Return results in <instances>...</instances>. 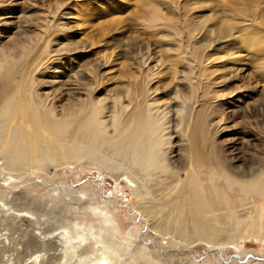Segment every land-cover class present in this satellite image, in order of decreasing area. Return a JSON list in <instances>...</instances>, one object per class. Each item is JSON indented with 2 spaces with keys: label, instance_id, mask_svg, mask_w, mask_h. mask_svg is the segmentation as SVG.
I'll return each mask as SVG.
<instances>
[{
  "label": "bare ground",
  "instance_id": "bare-ground-1",
  "mask_svg": "<svg viewBox=\"0 0 264 264\" xmlns=\"http://www.w3.org/2000/svg\"><path fill=\"white\" fill-rule=\"evenodd\" d=\"M233 3L227 7L219 0H209L208 4L218 7L224 16L200 21L188 33L196 44L204 43L194 49L197 56L192 71L207 66L203 51L210 47L211 40L215 46L221 41V45L227 44L221 62L226 63L227 72H236L235 76L248 57L253 65L264 61V31L255 29L264 27V0H233ZM160 13L157 6L149 10L145 20L151 28L163 20L162 15L160 19L156 16ZM247 21L252 23L246 25ZM214 24L216 27L211 28ZM210 33L211 36L202 39ZM48 51L45 34L38 40L16 43L0 53V80L5 86L0 95L1 167L20 172L23 178L31 175L42 179L41 184L39 179L29 181L26 184L34 186L15 192L12 198L0 193V264H213V256L202 262L175 258L185 250L189 256V248L196 245L225 250L227 244L221 238L238 228L246 226L253 233L264 231V170L248 180L255 170L239 173L238 158L229 157L217 144L216 137L227 131L228 124L224 112L214 116L212 103L206 106L211 101L206 80L176 79L178 85L171 92L151 89L156 70L149 68L151 55L146 54L137 67L144 74L142 80L132 76L135 84L123 95L112 98L110 103L96 102L93 89L86 88L87 99L79 95L73 103L68 99L69 104L58 113L56 102L41 95L34 77L35 67ZM260 63L256 69L264 72V62ZM17 75L21 77L20 83L16 81ZM90 76L93 71L88 68L76 72L72 78L84 87L83 80ZM205 76L204 73L207 79ZM163 93L172 97L173 105L165 108L158 105L156 98ZM75 94L83 95L79 91ZM248 115L254 122L241 134L259 132L263 137L264 108H248ZM81 161L89 171L91 167L113 170L106 174L114 179L117 188L123 184L130 188L141 217L150 230L161 236L163 247L156 248L152 242L147 245L148 236L140 232L129 235L122 232L114 214L116 208L111 202L98 203L95 193L86 203L97 205L86 209L84 215L93 218L97 225L82 221L79 212L75 214L79 219L71 226L64 224L66 219L62 216L57 225L63 231L58 234L54 224L40 222L41 217L51 221L53 215L46 214L43 202L34 195L39 185H48L49 168L64 165L70 168ZM68 190L69 194L75 191ZM79 194V202L90 195L85 188ZM48 199L53 203L57 198L50 195ZM25 222L31 230L25 228ZM65 244L68 247L59 248ZM172 248L181 252L169 253Z\"/></svg>",
  "mask_w": 264,
  "mask_h": 264
},
{
  "label": "rangeland",
  "instance_id": "rangeland-1",
  "mask_svg": "<svg viewBox=\"0 0 264 264\" xmlns=\"http://www.w3.org/2000/svg\"><path fill=\"white\" fill-rule=\"evenodd\" d=\"M206 1V4H203V0H0V53L3 49H11L16 43L32 38L38 40L46 34L49 51L43 56L42 62L40 61L35 67L34 77L41 95L56 102L58 113L63 111V108L65 109L69 100L73 103L79 97L85 98L86 88L93 89V98L96 102L110 103L112 98L123 95L135 84L132 76L138 77L137 81L142 80L144 74H140L137 67H139L142 55L146 54L151 55L149 68L156 70L155 81L149 86L151 89L158 88L160 91L171 92L178 85L176 79L207 81L209 87L206 90L211 101H208L206 106L212 103L210 106L214 111V116L217 114L220 116L224 112L223 116L228 124L227 131L217 136L216 142L229 157L238 158L236 167L240 170L239 173L245 171L250 173L255 170L250 175L248 179L250 180L264 170V134L260 137L259 132H254L248 136L245 133L242 135L241 131H245L254 122L248 115V108H264V72H258L259 70L256 69L261 64L260 62L264 61H257V64L253 65L252 58L248 57L239 67L238 76H235L236 72H227L226 63L221 62L222 52L227 44L221 45L223 42L221 41L219 46H215V42L211 40L208 42L210 47L203 51L207 66L201 71L191 70L195 56H197L194 49L204 43L196 44L191 37L189 38L188 33L198 26L200 21L224 16L218 7L210 6L209 0ZM219 1L227 7L234 4L233 0ZM152 6L159 7L161 13L156 16L159 19L160 15L163 17V20L155 24L153 28L145 20ZM237 22H240V19ZM249 23L252 21H247L246 25H250ZM215 27L216 24L211 28ZM255 29L264 31V27L260 26ZM207 36H211V33L202 39H207L205 38ZM188 45L195 46L191 49ZM240 47L244 48V46ZM88 68L93 71L94 77L90 76L83 80L82 83L87 85L84 86L85 90L83 84L76 82L72 76ZM146 70H144L145 73ZM204 73L207 79H204ZM16 81L21 82L19 75L16 76ZM4 87L3 80H0V95ZM182 87L185 88V86ZM70 89H73L75 93L79 91L85 96L70 92ZM198 94L201 95V90ZM156 99L159 100L160 107L173 105L172 97L166 93ZM84 163L83 161L74 163V167L72 165L70 168L64 164L56 169L49 168V181L46 186L48 188L39 185V190L35 191L34 195L39 196L43 202L47 210L46 214L52 213L53 215H51V221H47L46 217H41L40 222L42 224L48 222V225L54 224L59 230L56 234L63 231L60 228L61 225H57L63 217L66 219L67 223L64 222L66 226H71L72 222L80 217L88 224L93 222L95 224L93 218L85 217V210L95 208L97 202L102 204L111 202L116 208H114V214L118 217V227L122 232L128 235L130 232H140L148 236L147 245L154 243L156 248L162 246L161 236L150 230L148 222L141 217L130 188L126 184L117 188L114 179L106 174L113 172L112 169L94 166L95 168L91 167L89 171ZM1 165L0 161V193L7 195L8 198H12L15 192L34 186L26 184L29 181L40 180L31 175L28 179L25 177L24 179L20 172L2 169ZM5 179L9 182H5ZM20 185L22 187H17ZM83 188L90 195L79 202L78 198H81L79 190ZM68 189L75 191L69 194ZM93 193L98 197L97 202L92 205L86 203L92 199ZM50 195L57 198L56 202H50L48 199ZM81 204L84 206L86 204V206ZM78 212L80 213L79 218L75 215ZM249 217L250 215L244 216V219ZM27 227L31 230L29 223L25 222V228ZM238 229L230 231L227 236L221 238L222 243L227 244L225 250L219 247L211 250L205 244L196 245L187 249L191 251L189 256L185 255L187 252L185 250L184 253L182 252L184 256L178 253L175 259L181 261L182 258H186L188 261L202 262L213 256L215 259L213 264H264V241L261 240L264 239V231L253 233L246 226L244 229ZM140 241L141 238H138L137 242ZM65 245L59 248L68 247V244ZM86 245L88 251H91V244ZM74 246L77 247L76 244ZM175 252L181 251L176 248L169 250V253ZM168 260L169 258L167 262Z\"/></svg>",
  "mask_w": 264,
  "mask_h": 264
}]
</instances>
